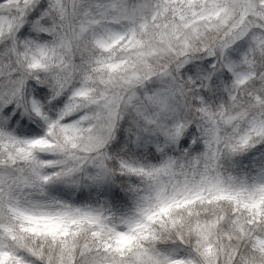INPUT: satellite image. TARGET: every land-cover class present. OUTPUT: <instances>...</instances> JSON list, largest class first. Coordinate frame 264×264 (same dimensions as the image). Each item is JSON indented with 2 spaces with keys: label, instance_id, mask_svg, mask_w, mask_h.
Wrapping results in <instances>:
<instances>
[{
  "label": "snow or ice",
  "instance_id": "obj_1",
  "mask_svg": "<svg viewBox=\"0 0 264 264\" xmlns=\"http://www.w3.org/2000/svg\"><path fill=\"white\" fill-rule=\"evenodd\" d=\"M160 28H226L233 90L264 80V0H0V264H264V88L234 113L201 107L195 125L156 93L154 112L120 124L135 96L113 90L141 77L117 53L144 63L141 36ZM112 142L140 158L110 156ZM109 160L146 182L130 215L104 196ZM85 191L97 198H73Z\"/></svg>",
  "mask_w": 264,
  "mask_h": 264
},
{
  "label": "clouds",
  "instance_id": "obj_2",
  "mask_svg": "<svg viewBox=\"0 0 264 264\" xmlns=\"http://www.w3.org/2000/svg\"><path fill=\"white\" fill-rule=\"evenodd\" d=\"M178 32L179 35L173 33L171 29L165 31L164 28H160L158 30L150 29L148 33L143 34L141 39L143 41L144 63L129 58L133 54L117 53L121 58H128L126 72L136 73L141 77L132 89L117 87L113 90L124 97L125 101L127 96L132 94L135 96L133 105L128 108L121 105L124 118L121 119L120 124L125 128L128 125L124 121L133 118L137 107H142V110L146 112L155 111L148 97L156 93L167 95L174 113L181 118L188 119L192 125H195L201 120L202 114L199 111L201 107L213 111L229 110L234 113L239 111V105L247 100L245 94L255 93L256 90L264 88V80L257 77L254 81H249L242 90H233L235 77L223 67L225 61L222 59L220 51V45L225 40L226 28L207 32L204 34L203 40L196 41L191 40L190 31L178 29ZM244 54L242 46L233 47L229 50L227 59L241 63ZM209 61L210 63H208ZM254 63L255 71L264 73V56L257 54ZM196 69L200 71H196ZM242 70L247 71V67ZM208 72H213L214 82L213 80L205 81L208 87L202 88L196 83V80L198 76ZM237 91H241V99L234 101ZM205 92L207 97L203 95ZM202 99L203 103H201ZM113 143H109L104 149L110 156L121 155L140 158L141 150L135 145L129 147L121 144L120 148L117 149L113 148ZM142 155L143 159L148 160L150 154L144 150ZM156 155L160 156L159 153H156ZM107 164L114 170L115 175L113 177L114 183L103 190L104 196L111 201L112 211L117 216L130 215L134 211L140 194L138 190L144 187L146 182L140 177L121 176L115 160H109ZM55 194L65 199L72 196L68 190H62ZM73 198L79 201H94L97 194L92 193L89 195V192L85 191L78 197ZM173 242V239L165 236L157 247Z\"/></svg>",
  "mask_w": 264,
  "mask_h": 264
}]
</instances>
